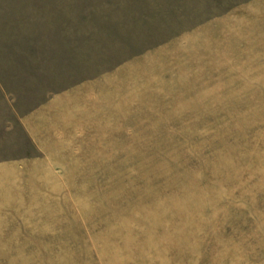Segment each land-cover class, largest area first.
I'll return each instance as SVG.
<instances>
[{"label":"rangeland","instance_id":"374dc122","mask_svg":"<svg viewBox=\"0 0 264 264\" xmlns=\"http://www.w3.org/2000/svg\"><path fill=\"white\" fill-rule=\"evenodd\" d=\"M4 90L0 264H264V0H0Z\"/></svg>","mask_w":264,"mask_h":264},{"label":"crops","instance_id":"0c3cea01","mask_svg":"<svg viewBox=\"0 0 264 264\" xmlns=\"http://www.w3.org/2000/svg\"><path fill=\"white\" fill-rule=\"evenodd\" d=\"M1 95V99L3 101H5L6 106H9V116H13L15 117V114L18 115L19 120H21V128L23 129V133L26 136V138H29L30 144L33 145V147L36 149V153L33 154H56L55 153V138L52 136L55 135V129L53 130H47L45 133L47 134V136H51L48 137L47 139L42 138L40 140V138L38 137L37 132L35 131V129L37 128V126L39 125V123L35 122V118L38 115L42 116L40 118H42L43 116H45V111L44 110H48L49 111V107L51 105L54 106L52 101L47 100L46 103L43 104V106L35 111H22L19 112L16 108L15 105L13 103V101H11V93L7 92V91H3L0 93ZM10 99V100H9ZM37 118V119H40ZM40 132V131H39ZM36 137V138H35ZM49 152V153H47Z\"/></svg>","mask_w":264,"mask_h":264}]
</instances>
